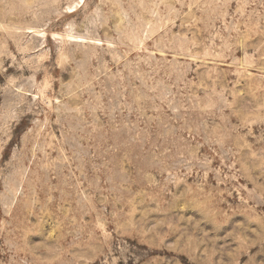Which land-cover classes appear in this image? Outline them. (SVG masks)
Wrapping results in <instances>:
<instances>
[{"label":"rangeland","instance_id":"1","mask_svg":"<svg viewBox=\"0 0 264 264\" xmlns=\"http://www.w3.org/2000/svg\"><path fill=\"white\" fill-rule=\"evenodd\" d=\"M0 0V264H264V0Z\"/></svg>","mask_w":264,"mask_h":264},{"label":"bare ground","instance_id":"2","mask_svg":"<svg viewBox=\"0 0 264 264\" xmlns=\"http://www.w3.org/2000/svg\"><path fill=\"white\" fill-rule=\"evenodd\" d=\"M83 2H84V0H79V2H78V3H79V4H81V3H83Z\"/></svg>","mask_w":264,"mask_h":264}]
</instances>
